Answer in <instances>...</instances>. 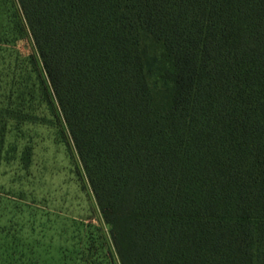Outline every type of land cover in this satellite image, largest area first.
<instances>
[{"label":"trees","instance_id":"16d2710c","mask_svg":"<svg viewBox=\"0 0 264 264\" xmlns=\"http://www.w3.org/2000/svg\"><path fill=\"white\" fill-rule=\"evenodd\" d=\"M17 2L120 264H264V0Z\"/></svg>","mask_w":264,"mask_h":264},{"label":"rangeland","instance_id":"374dc122","mask_svg":"<svg viewBox=\"0 0 264 264\" xmlns=\"http://www.w3.org/2000/svg\"><path fill=\"white\" fill-rule=\"evenodd\" d=\"M0 122V258L120 264L17 0H0Z\"/></svg>","mask_w":264,"mask_h":264}]
</instances>
